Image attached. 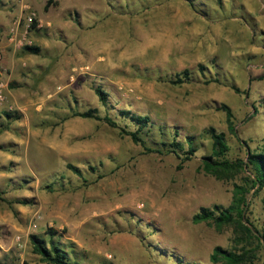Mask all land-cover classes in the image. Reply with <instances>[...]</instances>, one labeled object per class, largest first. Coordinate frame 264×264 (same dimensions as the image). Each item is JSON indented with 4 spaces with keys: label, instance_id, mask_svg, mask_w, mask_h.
<instances>
[{
    "label": "rangeland",
    "instance_id": "1",
    "mask_svg": "<svg viewBox=\"0 0 264 264\" xmlns=\"http://www.w3.org/2000/svg\"><path fill=\"white\" fill-rule=\"evenodd\" d=\"M54 1L45 11L46 0H0V192L10 202L0 201V264H48L32 252L31 234L78 264H227L210 261L216 247L253 248L245 264H264V187L246 196L250 245L239 227L192 221L200 208L228 207L249 175L203 172L207 130L224 134L230 161L264 153V0H116L115 10L105 0ZM123 20L137 39L121 60L107 37ZM185 69L192 81L172 84ZM87 110L101 120L77 116ZM122 111L149 117L144 144L124 133L138 126ZM188 137L195 152L185 162L145 151L175 138L186 149Z\"/></svg>",
    "mask_w": 264,
    "mask_h": 264
},
{
    "label": "trees",
    "instance_id": "2",
    "mask_svg": "<svg viewBox=\"0 0 264 264\" xmlns=\"http://www.w3.org/2000/svg\"><path fill=\"white\" fill-rule=\"evenodd\" d=\"M105 1L112 10H115L114 2H116V0ZM190 5L192 6L193 4ZM51 6H56V2L54 0H46L44 10L47 11ZM117 12L122 13L121 8ZM23 50L31 54H37L39 51L37 47L32 46H24ZM213 67L215 68V66ZM205 69L206 68L199 65L197 70L201 75L205 77ZM174 77L175 79L171 80L172 84L179 85L182 83L191 82L193 79V72L191 70L185 69L182 72L176 74ZM218 81L219 80L217 78L204 80L205 83H217ZM224 85L229 86L235 93H239V89H237L234 85ZM95 92L98 95L100 102L105 104L106 94L99 88L95 89ZM219 109L226 114L228 127L233 130V114L230 108L225 104H220ZM120 115L123 118L129 119L132 123L138 126V129L136 131L128 132L124 130V133L128 135L134 143H143L141 142L142 140L139 134L142 129L149 124V117L134 115L127 111L120 112ZM77 116L101 120V118L97 114H95L94 110H87L85 112L78 113ZM6 117H10V115L6 114ZM103 120L110 126L116 127V124L109 117H105L103 118ZM207 133L212 140V155L203 158L201 167L203 172L217 179H225L239 172H242L244 168H247L249 171V175L244 178L243 185L234 184L232 202L228 207L215 205L210 209L200 208L199 211L192 217V221L194 223L210 221L214 223L216 227H222L224 225H233L236 227V229L239 227L247 237L242 238L241 242L245 241L244 245H250L255 237L252 234L251 230L246 227L242 223V221H244L245 212L248 208L246 196L252 189L256 188L257 190H259L264 187V153L256 154L248 151L246 162L240 159L230 161L227 159L229 146L226 143L224 134L217 132L213 128L207 130ZM192 140V138H186V149H184L182 144L175 138L168 144L160 142L159 148L156 149L145 147V151L149 153H157L159 155L171 153L177 156L182 162H185L190 160L195 152ZM66 168L78 177H82L83 175L79 168L71 164H67ZM179 168H181V166H179ZM88 170L92 171L93 173L97 172V168L92 166H88ZM0 201L6 204L10 203L3 197V192H0ZM16 202L19 204L27 203L26 200H19ZM28 240L31 245L32 252L38 255L43 262H46L48 264H78L76 262H70L67 253L52 241L47 244L43 238L34 234L29 235ZM254 252L255 251L253 248L244 249L241 253H237L234 251H227L223 250L220 247H216L210 256V261L213 263H217L223 260L227 264H245L247 259L254 258ZM23 264L28 263L23 262ZM178 264L192 263H182V261H178Z\"/></svg>",
    "mask_w": 264,
    "mask_h": 264
},
{
    "label": "crops",
    "instance_id": "3",
    "mask_svg": "<svg viewBox=\"0 0 264 264\" xmlns=\"http://www.w3.org/2000/svg\"><path fill=\"white\" fill-rule=\"evenodd\" d=\"M127 21V20H126ZM126 21L123 20V21H118V23L115 25V28L114 30H110L109 33H108V40H107V43H108V48L109 50L108 51H115L117 50L118 51V57L119 59H126L127 57V44H130L131 43V38H136V34H128L125 30V26H126ZM129 22L128 23H133V28H135L137 25L134 24V22H131L132 20H128ZM80 27V26H78ZM113 28V27H112ZM81 32V38L82 39H85V38H90V35L92 34L93 36H95V34L99 33L97 31V28L95 27L93 29V32H88V30H86L85 32H83V30H80ZM97 31V32H96ZM91 33V34H90ZM137 39V38H136ZM88 40V39H87ZM130 41V43H129ZM38 44L40 45V47L44 50H47L48 47L46 46L45 42L41 39H38L37 40ZM104 42V41H103ZM135 42V41H133Z\"/></svg>",
    "mask_w": 264,
    "mask_h": 264
},
{
    "label": "built area",
    "instance_id": "4",
    "mask_svg": "<svg viewBox=\"0 0 264 264\" xmlns=\"http://www.w3.org/2000/svg\"><path fill=\"white\" fill-rule=\"evenodd\" d=\"M27 14V17H26V22L28 23V24H30L31 22H32V20H33V18L35 17V14L33 13V12H30V13H26ZM19 22H20V20H18L17 22H16V24H15V27L12 29V34H13V37L12 38H10V41L12 42V43H14V41L16 40V38H15V36H16V34H17V30H18V24H19ZM27 27H28V25H27ZM21 43V42H20ZM0 98H1V94H0Z\"/></svg>",
    "mask_w": 264,
    "mask_h": 264
}]
</instances>
